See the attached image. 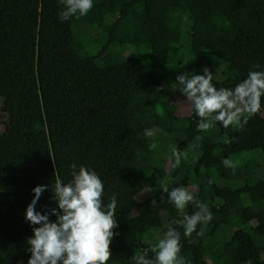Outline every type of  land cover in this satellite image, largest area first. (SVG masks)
<instances>
[{
	"label": "trees",
	"instance_id": "trees-1",
	"mask_svg": "<svg viewBox=\"0 0 264 264\" xmlns=\"http://www.w3.org/2000/svg\"><path fill=\"white\" fill-rule=\"evenodd\" d=\"M59 7L57 0H0V264H26L32 231L24 212L31 190L49 189L37 210L55 207L51 186L70 178L71 163L94 168L108 196L136 201L116 213L110 264H130L134 252L148 249L168 226L181 232L185 264H264L259 165L241 164L245 180L232 186L221 164L256 149L264 158V139L250 127L264 111L242 129L200 132L191 111L179 113L172 100L179 92L171 89L187 64L197 73L217 71L213 84L226 87L253 65L264 70V0H102L86 16L65 22ZM78 19L98 35L80 41L73 31ZM205 27L210 42L203 41ZM93 44H99L94 53ZM153 126L177 136L175 147L185 153L179 166H172L171 152L169 169L153 165L158 152L144 136ZM194 153L198 159L187 165ZM137 155L147 161L140 171L133 165ZM183 165L191 175L182 173ZM179 185H196L198 201L212 211L201 235L184 237L177 223L195 208L178 212L162 193L163 186ZM258 240L259 252L238 262Z\"/></svg>",
	"mask_w": 264,
	"mask_h": 264
},
{
	"label": "clouds",
	"instance_id": "clouds-1",
	"mask_svg": "<svg viewBox=\"0 0 264 264\" xmlns=\"http://www.w3.org/2000/svg\"><path fill=\"white\" fill-rule=\"evenodd\" d=\"M60 22L84 17L94 6V0H57ZM253 65L243 79L233 87H216L213 73L207 67L200 73L180 72L171 84L178 91L191 113L198 118L196 128L200 132L214 127L244 128L251 116L264 111V70ZM160 129L153 126L144 129L145 137H153ZM196 139H199L197 137ZM191 147V146H190ZM183 151L173 146L170 160L173 167L181 163ZM225 168L233 173L236 163L228 157L221 159ZM70 178L65 182L57 178L51 186L55 207L37 210L41 194L49 189L37 185L28 203L24 220L31 227L32 235L27 238L29 253L26 264H110V244L118 233L116 220V193L107 195L105 181L92 167L84 164H69ZM196 185L175 187L163 186L162 193L178 212L193 206L191 214H184L177 221L183 227V236L193 232L202 234L203 226L212 220V211L206 203L198 201L193 189ZM157 201L153 199L152 205ZM54 216L55 219H50ZM201 226L200 231L197 225ZM181 232L168 226L163 235L148 249L138 250L129 259L130 264H185L181 253ZM151 252L152 255H149Z\"/></svg>",
	"mask_w": 264,
	"mask_h": 264
},
{
	"label": "rangeland",
	"instance_id": "rangeland-1",
	"mask_svg": "<svg viewBox=\"0 0 264 264\" xmlns=\"http://www.w3.org/2000/svg\"><path fill=\"white\" fill-rule=\"evenodd\" d=\"M101 1L102 0H94V3L98 4ZM73 31H74V35L80 41H83V42L88 41V40H90L91 37H96V35H98L96 27L91 29L81 19H78L76 21V23L74 24V27H73ZM201 34H202V37L204 39L203 40L204 42H210L212 40V35H211V32L209 31V28H207V27L203 28ZM101 41H104V38H101ZM98 45L99 44L91 45L89 50L92 53L96 52L98 49ZM131 52H132V50L127 48L125 56L126 57L129 56L131 54ZM183 72H189V73L193 72L192 71V65L187 64L185 66ZM213 74L216 78H219L217 71H213ZM215 86L216 87H226L223 85H215ZM182 99H183V97L181 96L180 93H175L172 100H173V103L178 107L179 113L181 115H187L190 113L191 109L184 103V101ZM152 113H151V115H152ZM2 120H3V118H2ZM250 127L257 132V134L260 136L261 139H264V114L261 117H256L254 122L251 124ZM2 129H3V127L0 126V132L2 131ZM216 130H217L216 127H214L212 129H209L208 131H210L211 133H216ZM176 137L177 136H174V135H164V134H161L160 132H157L156 135L152 137L150 142H151L153 148L157 149V152H158V155H157L158 158L157 159L159 160V162L157 161V162L153 163V165H159L161 167H165L166 169H169L170 161L169 160L167 161L166 159H168L167 157H169V153L171 152V148L173 146H175V144H176V142H175ZM137 157H141V158L135 159L133 161V165L135 166L137 171H140L147 165V161L144 160L143 159L144 157L141 155H137ZM198 157H199V154L194 153V155L190 159H186L187 165L193 164L194 161L198 159ZM232 160L236 163V169H235V172L233 173V170L231 168H229L230 180L227 181L226 184L232 185V186L240 185L245 180V175L241 171H238L239 170L238 167L241 164H244V163L251 161V160L258 163V165H259V170H258L259 174L258 175L261 179H264V158L262 156L260 149H256V150H252L249 152L239 154V155L235 156ZM182 167H184L183 168L184 170H182V173L184 175H186V176L191 175V171L188 169V167H185V165H183ZM195 184H196V180H195ZM147 194L150 195V193H148V192H147ZM255 197H259V196H255ZM135 206H136V201L132 197H126L124 199L117 201L116 213L117 214L123 213L127 210L134 208ZM260 232H261V234H264V226L260 227ZM262 247H263V240H258L256 242V244L254 246L250 247L243 254V256L241 258L237 259V261L241 262V261L249 260L250 258L255 256L259 252L258 248H262Z\"/></svg>",
	"mask_w": 264,
	"mask_h": 264
}]
</instances>
